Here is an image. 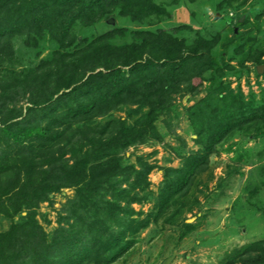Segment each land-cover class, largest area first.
Wrapping results in <instances>:
<instances>
[{"label":"trees","instance_id":"1","mask_svg":"<svg viewBox=\"0 0 264 264\" xmlns=\"http://www.w3.org/2000/svg\"><path fill=\"white\" fill-rule=\"evenodd\" d=\"M186 1L193 4L198 0ZM229 1L221 0L218 7ZM130 8L134 11L128 14ZM114 10L140 20L170 15L156 0H0V66L14 58L12 45L3 42L6 37L47 33L58 44L53 58L42 62L40 71L27 80L9 82L0 78L3 90L21 87L28 81L30 85L39 84L36 94L43 100L33 101L27 110L37 115L46 113L40 118L51 121L45 126L23 125L13 121L18 118L12 116L13 109L0 121V143L15 150L10 163L8 157L0 158V215L13 220L26 212L22 216L25 220L0 231V264H112L120 259L134 242L128 241L127 235H136L149 220L134 218L137 213L132 207L141 201L136 189L141 183L148 184L147 171L120 165L119 154L148 140H161L155 121L173 95H197L207 81V72L224 75L225 70L212 55L216 40L204 38L187 25L171 31L145 32L139 43L114 46L109 41L126 32L120 28L95 38L86 47L70 50L74 45L71 29L76 23L95 24ZM187 31L192 39L182 35ZM236 39H229L223 47L229 48ZM260 56L256 58L258 63ZM92 62L103 69L91 73L95 69L92 66L86 77L82 72H68L70 66L79 69ZM49 85H53V91L44 94ZM217 99L222 107L215 110L214 122L206 126L192 123L199 149L184 156L181 168L166 180L155 222L176 198L188 193L195 176L208 170L211 156L233 132L251 123L264 124V102L245 105L242 95L231 99L222 92ZM234 101L239 108L234 107ZM128 102L146 106L145 116L132 125L112 120L101 129H90L88 145L71 144L72 164L63 166L58 161L60 157L55 153L62 151L61 144H70L71 138L64 129H56L69 128L67 125ZM4 176L7 182H1ZM68 187L75 192L66 205L68 215L62 216L60 226L48 240L35 220V209ZM116 249L119 253L110 257L108 253ZM223 264H264V239L252 242Z\"/></svg>","mask_w":264,"mask_h":264},{"label":"rangeland","instance_id":"2","mask_svg":"<svg viewBox=\"0 0 264 264\" xmlns=\"http://www.w3.org/2000/svg\"><path fill=\"white\" fill-rule=\"evenodd\" d=\"M220 1L198 0L191 4L180 0L175 4L174 0H156L169 12V16L152 15L140 20L114 10L95 24L78 22L71 29L74 40L72 51L120 28L126 32L109 41L114 46L139 43L145 32H156L158 29L171 31L177 26L187 25L204 38L216 40L212 55L225 70L223 76L207 72V81L197 95L180 92L170 98L168 107L155 121L161 140L151 139L119 154L120 165H134L147 171L148 184L141 183L136 189L141 201L132 207L137 213L134 218L149 220V224L136 235H127L128 241L134 240L132 246L112 264H223L252 242L264 239L262 122L251 123L233 132L217 147L218 152L211 156L208 170L195 176L188 193L176 198L157 222L154 221L166 180L181 168L184 156L199 149L194 142L196 135L192 123L206 126L215 121V110L222 107L218 94H228L231 99L242 95L245 105L253 103L258 106L264 102V0H230L218 7ZM133 11L134 8L128 9V14ZM233 37H237L236 41L225 49L223 45ZM3 42L10 43L14 53L13 59L0 66V78L9 82L17 78L27 80V77L39 72L41 63L51 60L58 50L57 42L47 33L25 32L12 38L6 37ZM259 55L260 63L256 61ZM92 66L95 69L91 73L103 69L92 62L83 64L79 69L70 66L68 72H82L86 77ZM1 84L0 80V106H5L0 108V121L9 116L8 110L13 109L15 113L12 116L18 117L13 121L23 125L39 123L45 126L51 123L49 118H40L46 113L41 115L39 112L37 115V112L27 110L33 101L43 100L36 94L39 84L30 85L28 81L21 87L4 90ZM52 87L49 85L44 94L49 95ZM233 104L236 109L239 108L235 101ZM147 111L146 106L128 102L105 114L67 125L69 128L56 129H64L71 138L70 144H61L63 155L60 150L55 153L60 157L58 161L63 166L65 163L70 166L73 162L69 152L71 144L78 147L88 145L90 129H101L112 120H124L126 125H132ZM32 144L38 150L37 143ZM14 156L12 146L1 142L0 158L8 157L10 163ZM7 180L4 176L1 182ZM74 195V188H63L51 196L50 202H40L35 209V220L46 232L48 240L60 226L62 216L68 215L66 205ZM25 214L15 216L13 220L0 215V231L8 230L12 223L25 220L22 218ZM69 222L73 221L69 219ZM119 250L110 251L108 255L118 254Z\"/></svg>","mask_w":264,"mask_h":264},{"label":"water","instance_id":"3","mask_svg":"<svg viewBox=\"0 0 264 264\" xmlns=\"http://www.w3.org/2000/svg\"><path fill=\"white\" fill-rule=\"evenodd\" d=\"M166 264H167V262H166Z\"/></svg>","mask_w":264,"mask_h":264}]
</instances>
